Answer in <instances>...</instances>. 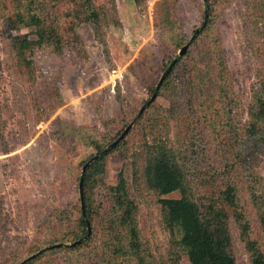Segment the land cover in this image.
<instances>
[{"label":"trees","instance_id":"obj_1","mask_svg":"<svg viewBox=\"0 0 264 264\" xmlns=\"http://www.w3.org/2000/svg\"><path fill=\"white\" fill-rule=\"evenodd\" d=\"M232 1L201 3V29L198 33L195 29L192 36L186 34L177 13V0L156 2L154 25L163 46L172 52L168 59H162L157 82L147 84L150 96L143 101L147 104L144 111L113 148L104 151L141 108L131 114L120 112L118 120L105 121L107 129L100 137L80 142L94 150L83 165L98 154L84 175L86 213L80 195V169L74 202L54 215L45 245L38 249L30 246L15 263L5 260L0 264H20L27 258L25 264H156L139 225V203L131 192L129 170L120 171L117 183H107L108 159L115 152L133 158L134 181L159 197L162 220L171 233L163 264H181L184 256L189 264H238L235 227L250 264H264V192L255 168L258 154L264 151V78L253 86L248 102L233 90L234 78L220 31L222 11ZM244 6L251 43L264 59V0H245ZM206 7L209 16L204 25ZM0 15L13 78L33 87L37 43L57 55L67 51L86 58L81 28L89 26L102 41L110 23L93 0H0ZM111 19L118 24L114 13ZM29 27L34 30L14 34ZM186 44V53L179 55ZM54 89L50 112L64 104L60 90ZM155 92L157 96L151 101ZM151 109V115H146ZM41 110L36 123L45 119ZM164 117L173 121V134L157 138L153 131ZM114 120L123 123L116 134L109 127ZM138 140L139 147L131 150ZM221 145L225 155L215 158ZM174 191L181 196L164 197ZM58 226L60 231L56 232Z\"/></svg>","mask_w":264,"mask_h":264},{"label":"rangeland","instance_id":"obj_2","mask_svg":"<svg viewBox=\"0 0 264 264\" xmlns=\"http://www.w3.org/2000/svg\"><path fill=\"white\" fill-rule=\"evenodd\" d=\"M157 1L93 0L110 22L104 39L98 41L89 26L81 28L88 50L86 58L67 51L57 55L37 43L33 51L34 87L13 78L5 50L4 20L0 15V262L15 263L26 255L30 246L43 247L49 225L55 223L54 215L74 202L76 174L94 152L80 142L100 137L107 127L105 121L116 120L120 112L131 114L132 110L147 105H143L150 96L147 84L152 86L157 82L162 73V59H168L172 52L163 46L154 25ZM203 2L177 0V13L185 23L188 36L200 28ZM244 2L233 0L222 11L220 31L234 78L233 90L245 103L251 99L253 86L260 85L264 78V59L251 43L250 31L244 23ZM112 13L118 19L117 25L111 19ZM33 30V27L20 28L14 34ZM56 87L64 104L50 112ZM39 105L42 110L38 109ZM39 110L45 119L36 123ZM152 110L146 115H151ZM138 116L131 123L135 124ZM115 120L109 125L114 134L123 126ZM173 128V121L164 117L153 132L157 138L167 137L172 136ZM154 136L150 135L149 139L154 140ZM139 144L140 140L133 143L131 150ZM224 152L221 145L215 158H221ZM258 156L255 168L262 181L260 191L264 192V151ZM132 160L119 152L113 153L107 163V183H117L120 171L129 170L144 240L156 256V264H163L171 233L163 223L159 197L134 181ZM180 196L179 191H174L164 197ZM234 229L238 264H250L237 228ZM59 231L58 226L56 232ZM181 264H189L186 256Z\"/></svg>","mask_w":264,"mask_h":264},{"label":"water","instance_id":"obj_3","mask_svg":"<svg viewBox=\"0 0 264 264\" xmlns=\"http://www.w3.org/2000/svg\"><path fill=\"white\" fill-rule=\"evenodd\" d=\"M208 16H209V13H208V10H206V13H205V18H204V25L206 24L207 22V19H208ZM201 28H198L196 30V33H198L200 31ZM189 44H186L180 51H179V55H183L186 53L187 51V48H188ZM175 61V60H174ZM171 67L170 66L161 76L158 84H157V87L156 89L158 90L163 82V80L166 78V76L168 75L169 71L171 70ZM157 96V92H155L151 98V101H153ZM146 105H144L141 110H140V113H139V116L140 114L144 111ZM139 116L137 117V119L139 118ZM134 123H131L129 124V126H127V128L123 131V133L119 136V138L117 140H115L114 142H112L104 151L106 152L108 149H111L113 148L127 133L128 131L130 130V128L133 126ZM98 157V154L95 155L94 157H92L88 162H86V164H84L83 168H82V175H81V178H80V182H79V187H80V195H81V198H82V207H83V212L84 214L86 213V208H85V202L83 201V191H84V186H83V182H84V175H85V172L87 170V168L90 166V164L95 160L97 159ZM89 230H90V227H89ZM81 240H78L77 242L75 243H79ZM58 245H61V244H58ZM34 256V255H33ZM31 256V257H33ZM30 258H27L25 260H23L20 264H25Z\"/></svg>","mask_w":264,"mask_h":264}]
</instances>
